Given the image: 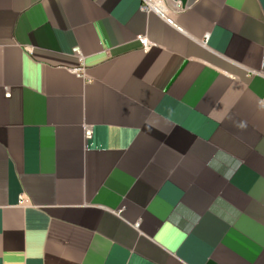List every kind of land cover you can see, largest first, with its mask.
Segmentation results:
<instances>
[{
	"label": "crops",
	"instance_id": "obj_1",
	"mask_svg": "<svg viewBox=\"0 0 264 264\" xmlns=\"http://www.w3.org/2000/svg\"><path fill=\"white\" fill-rule=\"evenodd\" d=\"M164 1L0 0V264H264V0Z\"/></svg>",
	"mask_w": 264,
	"mask_h": 264
},
{
	"label": "built area",
	"instance_id": "obj_2",
	"mask_svg": "<svg viewBox=\"0 0 264 264\" xmlns=\"http://www.w3.org/2000/svg\"><path fill=\"white\" fill-rule=\"evenodd\" d=\"M141 10L144 13H156L162 18L167 19L169 23H172V21L167 18V6L164 0H159L158 2H155L154 0H143ZM138 40L144 51L150 49L151 44L146 37H139ZM79 72L83 74V70H79Z\"/></svg>",
	"mask_w": 264,
	"mask_h": 264
}]
</instances>
